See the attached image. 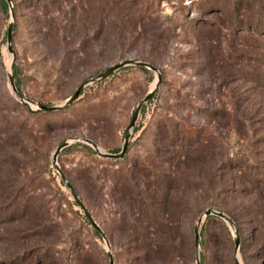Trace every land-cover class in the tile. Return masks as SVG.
I'll return each instance as SVG.
<instances>
[{
	"label": "rangeland",
	"instance_id": "obj_1",
	"mask_svg": "<svg viewBox=\"0 0 264 264\" xmlns=\"http://www.w3.org/2000/svg\"><path fill=\"white\" fill-rule=\"evenodd\" d=\"M128 59L158 71L123 67L51 113L24 104L60 105ZM158 75L124 157H100L82 139L120 152ZM65 141L57 165L109 246L53 165ZM162 182L177 264H196L208 208L229 220L203 219L199 259L264 264V0H0V264H109L108 251L114 264H164L145 246L153 223L132 232L122 211Z\"/></svg>",
	"mask_w": 264,
	"mask_h": 264
},
{
	"label": "water",
	"instance_id": "obj_2",
	"mask_svg": "<svg viewBox=\"0 0 264 264\" xmlns=\"http://www.w3.org/2000/svg\"><path fill=\"white\" fill-rule=\"evenodd\" d=\"M6 2H9L10 0H5ZM12 30H13V24L10 22L7 26V48L8 51L13 53L12 50ZM126 66H138L141 68H146V69H150L152 71H158V68L153 66L152 64L148 63V62H143V61H136V60H132V59H128V60H123L122 62L118 63V64H114L112 66H109L108 68H106L105 70H103L102 72H100L99 74H97L96 76L90 78V80L85 81L83 83H81L76 90L60 105H53V106H49V105H45L42 103H36L30 99H25L24 100V104L33 111H45V112H53V111H58L64 107H67L68 105H70L75 99L78 98V96L80 95V93L82 92L83 88L89 83V82H94L96 80H100L102 78H105L109 75H111L112 73H114L115 71L126 67ZM160 81V77L158 75L156 81L154 82V86L152 87V89L138 102V104L135 106V109L133 111V114L131 116L130 122L126 127V132L124 134V140H123V144H122V148L120 150V152L118 153H105L99 150L97 144L95 142H93L92 140L89 139H82L84 142L88 143L96 152L100 157L103 158H109V159H114V160H118L124 157L127 147H128V142H129V132L131 130V128L133 127L137 116L139 114V111L142 107V105L147 102L151 97L152 94L154 92V90L156 89V87L158 86ZM9 82L11 85L12 90L20 97L23 98L17 91V88L15 86V81L14 78L12 76V74L9 75ZM33 106V107H32ZM71 144V142L69 141H65L63 142L61 145H59L52 156V161H53V165L55 167V169L57 170L62 182L64 183V185L66 186V188H68V190L71 192L76 204L79 206V208L83 211V213L85 214L86 218L88 219V221L90 222V224L95 228V230L101 235V237L103 238V240L105 241V244L107 246H109V242L107 240V237L104 233V231L100 228V226L97 224V222L94 220L92 214L89 212V210L87 209L86 205L84 204V202L80 199V197L76 194V192L74 191V189L72 188V185L70 184L69 180L66 178V176L64 175V173L61 171V169L58 167L57 165V158L58 155L60 153V151L69 146ZM209 215H213L216 217H219L223 220H229L228 217L221 211H217L211 208H208L204 211L203 215L197 220V224L194 228V247H195V251H196V258H195V263L196 264H201L200 263V259H199V246H200V227L201 224L203 222V219L206 218ZM238 244H239V238L238 235L235 236L234 238V254L236 255L237 251H238ZM107 256L109 258V264H114L113 261V257L111 252H107ZM236 264H240V262L236 259Z\"/></svg>",
	"mask_w": 264,
	"mask_h": 264
},
{
	"label": "trees",
	"instance_id": "obj_3",
	"mask_svg": "<svg viewBox=\"0 0 264 264\" xmlns=\"http://www.w3.org/2000/svg\"><path fill=\"white\" fill-rule=\"evenodd\" d=\"M43 113H51L41 111ZM119 160V159H118ZM117 161V160H114ZM136 185V184H135ZM147 191L137 192L136 199L129 200L126 204V209L122 210L125 215L131 217V228L130 231L137 232L139 223L142 220H147L152 222L153 224H149L150 232H145L144 235H152L154 236L153 242L151 244H146L148 250L152 252H157L162 254V258L164 260V264H177V252L174 248V237L171 232V199L169 198L170 192L174 190L172 186L166 185L162 183H154L149 186V183L144 184ZM152 187V188H151ZM138 193H140L138 195ZM164 194V198L161 197ZM125 203V200L123 204ZM159 206V207H158ZM158 207V208H157ZM218 218L213 215H209L207 218ZM220 219V218H218ZM134 227V228H133ZM148 231V230H146ZM200 234H202V229ZM146 239H140L143 241ZM179 257V256H178ZM201 264H205L203 262V257L200 258Z\"/></svg>",
	"mask_w": 264,
	"mask_h": 264
},
{
	"label": "bare ground",
	"instance_id": "obj_4",
	"mask_svg": "<svg viewBox=\"0 0 264 264\" xmlns=\"http://www.w3.org/2000/svg\"><path fill=\"white\" fill-rule=\"evenodd\" d=\"M33 107V106H32Z\"/></svg>",
	"mask_w": 264,
	"mask_h": 264
}]
</instances>
